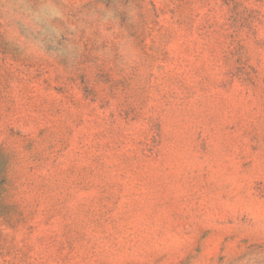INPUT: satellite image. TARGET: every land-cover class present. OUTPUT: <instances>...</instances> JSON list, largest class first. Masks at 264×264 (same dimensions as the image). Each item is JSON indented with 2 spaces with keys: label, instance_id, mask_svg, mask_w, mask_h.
Wrapping results in <instances>:
<instances>
[{
  "label": "rangeland",
  "instance_id": "1",
  "mask_svg": "<svg viewBox=\"0 0 264 264\" xmlns=\"http://www.w3.org/2000/svg\"><path fill=\"white\" fill-rule=\"evenodd\" d=\"M0 264H264V0H0Z\"/></svg>",
  "mask_w": 264,
  "mask_h": 264
}]
</instances>
